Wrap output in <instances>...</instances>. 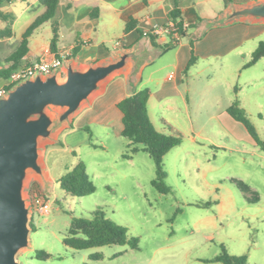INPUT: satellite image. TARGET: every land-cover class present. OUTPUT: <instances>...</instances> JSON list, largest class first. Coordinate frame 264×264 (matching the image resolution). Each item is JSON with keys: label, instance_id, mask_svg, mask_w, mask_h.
<instances>
[{"label": "rangeland", "instance_id": "obj_1", "mask_svg": "<svg viewBox=\"0 0 264 264\" xmlns=\"http://www.w3.org/2000/svg\"><path fill=\"white\" fill-rule=\"evenodd\" d=\"M214 2L219 6L217 0ZM262 71L261 64L246 69L244 75L250 74L253 84L243 94L250 109V114H246L264 141ZM173 72L168 68L161 74ZM209 75L208 88L214 87L218 95H213V100L209 96L196 100L198 109L188 114L164 111L161 115L159 109L149 108L156 129L181 140L179 146L163 157V169L167 173L165 183L170 186L167 193H160L151 185L155 166L150 156L146 152L139 153L137 156L142 159L129 164L120 157V151H128L127 139L115 137L101 124H88L89 128L84 130L95 146L75 142L84 133H78L75 138L70 136L73 131L65 129L69 125L59 129L51 139L42 141L40 162L45 176L41 178L31 173L25 183L23 196L31 210L32 231L28 247L17 253L16 260L20 264H222L205 260L214 258L224 248L232 255H246V264H264V150L244 140L247 132L241 123H237L239 129H233L234 133L223 126L225 118L229 117L217 110L224 105L223 86L219 84L222 75L215 72ZM244 75L238 85L243 86ZM199 88L205 89L204 85ZM100 93L94 94L82 109ZM161 117L170 127L162 123ZM81 119L84 118L78 117L75 122ZM191 136L197 143L211 146L209 150H204L205 145L204 149L198 148L199 167L197 162L184 159V153L192 147ZM101 140L107 148H102ZM216 146L226 148L213 149L218 154L210 161L214 170L209 175L212 178L209 183L240 179L257 192V203L247 202L234 188L231 201L227 191L221 188L219 199H223V205H204L214 201L218 191L210 192L201 176V169L206 168L203 161L206 156L202 153H210ZM78 161L85 164L86 173L95 186L93 193L81 197L66 194L57 182ZM34 195L40 202L49 203L48 213L42 214L32 207ZM95 209H101L107 218L126 227L130 236L138 238V247L104 245L75 250L65 246L62 239L67 235L71 218L89 217ZM39 250L50 256L36 258ZM92 254L100 258L92 259Z\"/></svg>", "mask_w": 264, "mask_h": 264}, {"label": "crops", "instance_id": "obj_2", "mask_svg": "<svg viewBox=\"0 0 264 264\" xmlns=\"http://www.w3.org/2000/svg\"><path fill=\"white\" fill-rule=\"evenodd\" d=\"M214 1L179 0L178 8L182 19L186 25L193 26L188 30L189 36L175 42L169 36L161 34L154 36L152 43L151 36L144 35V32L155 25L161 26L170 22L168 14L173 8L172 0H58L53 19L37 27L29 37L28 52L19 66L38 61L46 50L54 54L49 47L53 21L58 24V55H54L63 60L57 70L61 79L65 76V66L69 62L75 67L86 68L90 64L114 61L122 52H136L137 60L128 59L123 68L115 71L104 82L101 93L93 98L91 104L72 116L67 124L68 128H65L66 125L63 127L71 129L73 132L70 136L74 138L78 133H84L79 141H75L79 144L96 145L84 131L89 128L88 124L93 123L109 128L117 138L123 137L120 134L122 113L116 105L123 98L143 88L149 90V118L151 106L159 109L161 115L164 111L188 114L198 109L196 100L206 96L213 100V95H218L214 93V87L208 88L209 82L211 83L209 74L213 72L218 76L222 75L219 84L223 86L224 105L217 110L228 115L229 118H225V123L222 124L229 132L234 133L233 129H239V122L233 119L226 109L237 99L241 108L250 114L243 91L253 84V80L250 74L244 75L246 69L261 64V77L264 78V56L254 64L246 66L257 44L264 40V21H254L250 18H234L224 23L217 21L232 8L262 0H217L219 6ZM44 10L45 6L39 0H12L0 5V14L4 16H0V70L11 65L6 63L5 59L18 48L23 32ZM127 24L131 26L125 30ZM7 27L11 30L10 35L4 33ZM191 40H194L192 50L195 62L185 71L191 57ZM168 68L174 71L173 74H161ZM243 75L241 86L237 83H240ZM6 78L0 76V85ZM200 85H204L205 89L199 88ZM217 98L222 99L220 96ZM78 117L84 119L76 123ZM161 120L165 126L170 127L167 120L163 117ZM191 137L192 147L184 153V159H190L191 163L197 162L199 167L198 148L204 149L202 147L205 145L204 150H209L211 146L199 144L193 136ZM243 138L259 148L248 132ZM100 143L102 148H107L104 141L101 140ZM125 147L129 149L128 139ZM219 148L226 147L216 146L210 153H202L206 156L203 159L206 168L203 166L201 169V176L208 190L218 191L214 200L217 207L223 205V199H219L221 188L227 191L231 201L234 200L232 189L236 190L228 182H222L223 179L209 183L212 180L209 175L213 174L214 170L210 161H214L218 154L217 150L213 149ZM143 152L138 151L128 158H123L125 152L120 151V157L133 165L136 160L142 159L137 155ZM51 178L54 179L52 176Z\"/></svg>", "mask_w": 264, "mask_h": 264}, {"label": "water", "instance_id": "obj_3", "mask_svg": "<svg viewBox=\"0 0 264 264\" xmlns=\"http://www.w3.org/2000/svg\"><path fill=\"white\" fill-rule=\"evenodd\" d=\"M234 18L264 21V0L232 8L217 22ZM137 58L133 50L120 53L114 61L86 68L69 62L64 78L57 71L47 76L37 74L18 82L0 97V264H20L16 255L28 247L31 210L23 192L31 173L45 176L40 162L41 142L69 124L128 59Z\"/></svg>", "mask_w": 264, "mask_h": 264}, {"label": "trees", "instance_id": "obj_4", "mask_svg": "<svg viewBox=\"0 0 264 264\" xmlns=\"http://www.w3.org/2000/svg\"><path fill=\"white\" fill-rule=\"evenodd\" d=\"M12 0H0V5L3 2ZM179 0H172L173 8L168 14L169 20L174 24L176 34L179 39L189 36V28L193 27L192 24L185 25L181 17V12L178 8ZM231 1V0H228ZM45 6L42 14L37 16L33 22L26 28L22 34V39L18 48L11 53L6 59V63L11 65L5 69L0 70L1 77H8L9 74L16 70L22 58L28 52L29 37L41 24L51 21L55 14V9L58 0H39ZM0 16L4 17L2 14ZM127 24L125 30L130 28ZM52 37L50 39L51 51L58 55L57 41H58V24L51 23ZM6 35L11 34V30L7 27L4 30ZM4 34V35H5ZM151 36L152 43L154 36ZM172 38V37H171ZM175 41V40H173ZM193 41L191 40V57L188 60L185 71L195 62L193 54ZM177 42V41H175ZM73 49L72 54H74ZM264 56V40H261L254 51L250 61L246 64L252 65L261 57ZM149 97V90L143 88L127 97L123 98L117 103V108L122 113V129L121 136L129 140V149L122 156L128 158L138 151L146 152L154 162L155 177L151 180V185L160 193H167L170 191V186L165 183L167 173L164 171L163 157L173 148L181 143L179 137L167 135L158 131L152 124L148 111L147 100ZM226 112L236 121L241 123L252 137L254 142L264 150V141H262L253 124L248 118L246 112L241 108L237 99L226 109ZM62 145V144H61ZM229 184L233 185L239 190L249 203H256L259 200L258 194L244 181L236 178H229L226 180ZM60 188L71 196H85L95 191V186L86 173V166L82 161H78L72 168L65 174L57 179ZM215 201L204 203V205H212ZM62 243L75 250L89 249L92 247H100L104 245H127L132 249L138 247V238L130 236L127 233V228L115 223L107 218L101 209L91 211L89 217H72L67 231V235L63 237ZM36 258H48L50 254L43 250L35 253ZM92 259H98V254L90 255ZM206 262H220L222 264H246V255H232L229 254L224 248L221 253L212 259L205 260Z\"/></svg>", "mask_w": 264, "mask_h": 264}, {"label": "built area", "instance_id": "obj_5", "mask_svg": "<svg viewBox=\"0 0 264 264\" xmlns=\"http://www.w3.org/2000/svg\"><path fill=\"white\" fill-rule=\"evenodd\" d=\"M174 30V24L170 21L165 25L153 26L152 28L145 31L144 35L157 36L162 34L169 36L170 38L172 37L171 40L178 41L179 37L173 33ZM62 62L63 60L61 58L52 54L50 50H46L38 61H35L31 64L21 65L9 74V76L0 85V97L5 96L7 91L12 86L22 80L33 78L37 74L47 76L52 72L57 71L61 67ZM32 207H36V209H38V211L42 214L48 213V210L50 208L49 203L40 202L37 195H34V197L32 198Z\"/></svg>", "mask_w": 264, "mask_h": 264}]
</instances>
